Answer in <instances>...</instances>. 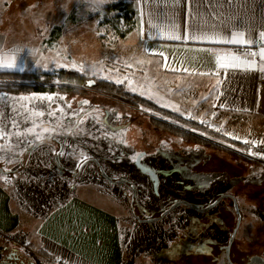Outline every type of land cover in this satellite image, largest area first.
<instances>
[{
    "label": "rangeland",
    "instance_id": "374dc122",
    "mask_svg": "<svg viewBox=\"0 0 264 264\" xmlns=\"http://www.w3.org/2000/svg\"><path fill=\"white\" fill-rule=\"evenodd\" d=\"M107 4L98 0H0V35L7 38L6 43L24 46L28 52L26 70L37 73L42 78L40 84L50 89L0 93V184L15 203L44 208L34 212L38 222L50 213L52 205L72 195L113 211L129 204L130 210L120 215L119 226L124 246L130 244L132 248H123V253L133 263L138 242L149 243L153 234L176 235L189 217H200V212L186 204L162 216L175 203L203 208L222 195H233L243 213L242 221L243 215L244 220L250 219L252 212L255 214V201L264 196V166L185 144L155 130L145 112L93 92V80L123 85L245 146L264 141V117H246L245 123L239 118L233 123L225 114L198 113L187 103H179L178 92L171 90L179 85L146 57L138 27L130 30L132 23L120 11H108ZM54 25H61L63 32L51 43ZM61 70L84 74L90 80L88 91L77 94L65 90V83L54 79ZM34 164H41L44 174L53 178L34 177L42 175L31 170ZM100 167L115 183L104 178ZM2 171L12 176H4ZM113 197H123L128 204L121 206L112 201ZM135 211L143 220H155L139 223ZM207 212L206 222L221 220L223 228L229 227L231 220L237 223L229 198ZM253 224L243 227L242 238L253 239L259 230ZM208 229L214 232L215 227L210 224ZM248 229H252L251 237L247 236ZM244 251L249 248L245 246ZM219 264H230L226 254Z\"/></svg>",
    "mask_w": 264,
    "mask_h": 264
},
{
    "label": "crops",
    "instance_id": "0c3cea01",
    "mask_svg": "<svg viewBox=\"0 0 264 264\" xmlns=\"http://www.w3.org/2000/svg\"><path fill=\"white\" fill-rule=\"evenodd\" d=\"M113 2L136 5L141 49L179 85L177 90L171 89L178 92L179 103H187L198 113L225 114L232 117L233 123L241 118L245 123L246 117H264V0L102 3ZM62 32L61 25H54L50 42L58 41ZM174 36L181 38H171ZM6 41L0 35V64L15 62L16 67L0 68V72L34 73L26 70L28 52L24 46ZM237 49L242 53L236 54ZM173 112L182 114L179 110ZM34 165L31 170L42 173L34 177L51 176L44 174L41 164V168ZM5 172L1 173L8 175ZM112 201L121 206L128 204L123 197H113ZM20 203H15L0 184V259L5 255L4 260L16 264H129L119 226L120 215L130 210L129 204L113 211L72 195L52 205L43 218L39 215L42 219L38 222L34 212L44 208ZM136 218L137 222L141 219ZM132 260L144 264L138 254H133Z\"/></svg>",
    "mask_w": 264,
    "mask_h": 264
},
{
    "label": "trees",
    "instance_id": "16d2710c",
    "mask_svg": "<svg viewBox=\"0 0 264 264\" xmlns=\"http://www.w3.org/2000/svg\"><path fill=\"white\" fill-rule=\"evenodd\" d=\"M106 9L112 12L120 11L123 17L132 23L130 30L138 27L139 16L134 3H108ZM54 79L65 83V90L77 94L87 92L86 87L90 82L84 74L76 70H61ZM40 81L42 78L37 73L0 72V93H33L50 90L42 86ZM43 81L48 82L47 79ZM93 82V92L117 99L132 109L145 112L148 122L155 130L179 138L185 144L198 145L208 150L228 153L235 159L249 161L235 150L227 148L230 146L231 148L244 149L243 143L214 130L208 124L163 108L150 99L128 91L123 85L106 80H93ZM225 145L227 146L225 147ZM255 208V214L253 215L252 212L250 219L244 220L243 215L241 227L230 250V264H235L237 259L239 264H246L253 256L264 259V196L255 201ZM205 213H199L200 217H189L183 229L178 230L176 235L169 237L167 234H153L152 238H148L149 243L138 242L135 247L139 259L144 264H156L161 261H165L166 264H219L222 256L226 254V247L234 230V227L231 230L229 227L234 226L236 221L233 220V224L231 220L229 227L225 225L226 232H224L222 221L212 219L206 222L209 215H207L208 212ZM247 223H254L253 226L259 228L251 241H248L246 237H241V231ZM210 224L215 227L214 232L208 229ZM129 231L132 232V228ZM251 233L252 229H248L247 236L251 237ZM129 236L130 234L127 236L128 239ZM245 246L249 248V251H244ZM127 247L129 251L132 249L130 244L123 248ZM124 256L127 259L125 254ZM128 261L129 264H132L130 260Z\"/></svg>",
    "mask_w": 264,
    "mask_h": 264
},
{
    "label": "water",
    "instance_id": "95a60500",
    "mask_svg": "<svg viewBox=\"0 0 264 264\" xmlns=\"http://www.w3.org/2000/svg\"><path fill=\"white\" fill-rule=\"evenodd\" d=\"M58 159V158H57ZM82 169V167H80L79 171ZM100 173L110 182V183H115L114 181H112V179H110L106 173L104 172V170L100 167ZM134 193V192H133ZM225 198H229V199H232L233 200V204H234V210L238 216L237 218V223H236V226H235V229L231 235V238H230V241H229V244L227 246V249H226V253H227V259H228V262H230V250H231V247H232V244L235 240V237H236V234L241 226V222H242V214L240 212V209H239V205H238V202H237V199L235 196L233 195H222L220 197H218L214 202H212L209 206H206V207H198L194 204H189V203H186V202H180V203H175L173 206H170V208H168L166 211H164V213L162 214V216L166 215L167 213H169L171 210H173L174 208H177L180 204H186L188 205L190 208L200 212V213H205L207 211H209L210 209L214 208L222 199H225ZM133 200V199H132ZM153 220L155 219H149V220H141V219H138L139 222H152ZM248 264H264V259L262 257H259V256H255V257H252L250 262Z\"/></svg>",
    "mask_w": 264,
    "mask_h": 264
},
{
    "label": "built area",
    "instance_id": "2783aa9c",
    "mask_svg": "<svg viewBox=\"0 0 264 264\" xmlns=\"http://www.w3.org/2000/svg\"><path fill=\"white\" fill-rule=\"evenodd\" d=\"M235 53L240 54L242 53V50L237 49ZM108 68L112 70L114 69L112 67H108ZM245 147H246L245 149L236 150V151L245 158H247L248 160H251L254 163L264 166V141L257 143L255 142Z\"/></svg>",
    "mask_w": 264,
    "mask_h": 264
},
{
    "label": "snow or ice",
    "instance_id": "6c2138e0",
    "mask_svg": "<svg viewBox=\"0 0 264 264\" xmlns=\"http://www.w3.org/2000/svg\"><path fill=\"white\" fill-rule=\"evenodd\" d=\"M101 2H103V0H101ZM262 35H264V33H262ZM171 38H173V39H180L181 37L174 36V37H171ZM193 38H196V37H193ZM262 54H264V52H262ZM15 67H16L15 62L0 64V68H15ZM20 70L23 71L22 68ZM47 99L51 100L52 98L51 97H48ZM85 103H87V101H85ZM35 115H38L39 116V115H43V113H36ZM50 115H51V113H50ZM30 131H32V130H30ZM37 139H43V137L42 136H37Z\"/></svg>",
    "mask_w": 264,
    "mask_h": 264
},
{
    "label": "flooded vegetation",
    "instance_id": "af4514ba",
    "mask_svg": "<svg viewBox=\"0 0 264 264\" xmlns=\"http://www.w3.org/2000/svg\"><path fill=\"white\" fill-rule=\"evenodd\" d=\"M77 176V173L76 174H74L73 176H71V177H76ZM105 178V177H104ZM232 200V199H231ZM233 201V200H232ZM226 256H227V253H226ZM251 260V259H250ZM250 260H249V262H250ZM248 262V263H249ZM3 264H16L15 262H10L9 260H4V263ZM21 264H27V263H25V262H21Z\"/></svg>",
    "mask_w": 264,
    "mask_h": 264
}]
</instances>
